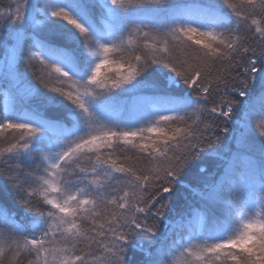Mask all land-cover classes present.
Listing matches in <instances>:
<instances>
[{
  "label": "snow or ice",
  "instance_id": "1",
  "mask_svg": "<svg viewBox=\"0 0 264 264\" xmlns=\"http://www.w3.org/2000/svg\"><path fill=\"white\" fill-rule=\"evenodd\" d=\"M0 141V264H264V0H9Z\"/></svg>",
  "mask_w": 264,
  "mask_h": 264
},
{
  "label": "trees",
  "instance_id": "2",
  "mask_svg": "<svg viewBox=\"0 0 264 264\" xmlns=\"http://www.w3.org/2000/svg\"><path fill=\"white\" fill-rule=\"evenodd\" d=\"M8 2H9V0H0V6L6 5ZM35 71L37 72V75H38V74H39V69H38V67H37V69H35ZM37 82H38V81H37ZM214 98L217 99V100L219 99V97H218V96H215V94H214ZM208 106H209V107L212 106L211 102L209 103ZM205 120H206V122H214L216 126H221V125H222V122H221L219 119L215 118V117H208V116H205ZM254 122H255V121H254ZM0 146H3V141H0ZM192 203L195 204V201L193 200ZM176 204L179 205V206H183V200H180V201L176 202ZM175 206H176V205H174V207H175ZM165 212L167 213V212H168V209H165ZM33 214H35V213H33ZM169 214H170V213H169ZM134 255H135V258H136V259H140V258H142V257H141V254H139V253H136V254H134Z\"/></svg>",
  "mask_w": 264,
  "mask_h": 264
}]
</instances>
